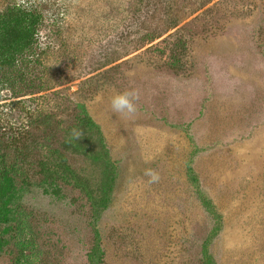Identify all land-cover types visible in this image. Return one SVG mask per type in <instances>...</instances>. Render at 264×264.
<instances>
[{"label": "rangeland", "instance_id": "1", "mask_svg": "<svg viewBox=\"0 0 264 264\" xmlns=\"http://www.w3.org/2000/svg\"><path fill=\"white\" fill-rule=\"evenodd\" d=\"M13 2L42 24L0 90V264H264V0Z\"/></svg>", "mask_w": 264, "mask_h": 264}, {"label": "trees", "instance_id": "2", "mask_svg": "<svg viewBox=\"0 0 264 264\" xmlns=\"http://www.w3.org/2000/svg\"><path fill=\"white\" fill-rule=\"evenodd\" d=\"M41 24L40 13L35 8L22 3L13 2L0 11V90L5 85L11 88L17 82V76L20 75L21 70L20 64L33 53ZM165 24L163 20L152 23V26L146 29L147 33L143 39L152 41L174 26L170 24L171 27L161 30L160 26H165ZM13 134L7 135L0 132V185L8 183L10 179L8 172L11 168L6 167L2 161L5 150L18 149L19 142L23 145L25 141L23 135Z\"/></svg>", "mask_w": 264, "mask_h": 264}, {"label": "clouds", "instance_id": "3", "mask_svg": "<svg viewBox=\"0 0 264 264\" xmlns=\"http://www.w3.org/2000/svg\"><path fill=\"white\" fill-rule=\"evenodd\" d=\"M138 98L135 91H125L113 96L111 100L112 109L124 115H132L136 111L134 101ZM79 138V137H77Z\"/></svg>", "mask_w": 264, "mask_h": 264}]
</instances>
